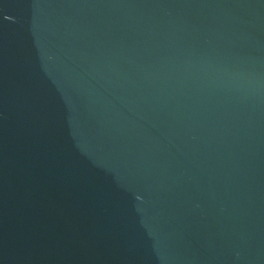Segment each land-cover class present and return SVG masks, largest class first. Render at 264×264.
Returning <instances> with one entry per match:
<instances>
[{
  "label": "water",
  "instance_id": "95a60500",
  "mask_svg": "<svg viewBox=\"0 0 264 264\" xmlns=\"http://www.w3.org/2000/svg\"><path fill=\"white\" fill-rule=\"evenodd\" d=\"M0 264H264V0H0Z\"/></svg>",
  "mask_w": 264,
  "mask_h": 264
}]
</instances>
